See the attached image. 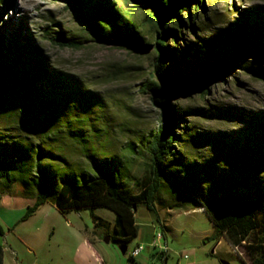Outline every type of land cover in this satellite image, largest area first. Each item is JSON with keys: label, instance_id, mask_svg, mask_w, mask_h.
Masks as SVG:
<instances>
[{"label": "trees", "instance_id": "16d2710c", "mask_svg": "<svg viewBox=\"0 0 264 264\" xmlns=\"http://www.w3.org/2000/svg\"><path fill=\"white\" fill-rule=\"evenodd\" d=\"M56 1L65 2L103 42L150 49L155 60L146 88L162 111V124L149 140V174L132 178V187L120 159L91 146L80 119L92 106L103 109L104 101L77 77L52 68L24 20L11 28L14 20L6 17L13 0H0V195L18 182L23 197L36 200L21 222L50 201L53 186L52 202L63 215L110 209L116 215L114 239L127 248L139 234V206L157 212L169 196L176 202L172 209L194 206L206 214L214 226L206 242L225 239L244 247L251 264H264V111L247 117L233 109L181 111L172 105L179 94L207 96L238 67L264 79V69L249 67L246 59H264V9H244L227 27L210 28L205 0H130L149 13L143 21L114 0ZM58 29L46 36L63 49H83L82 41ZM147 34L156 38L153 45ZM187 116L246 119L248 126L242 142L194 127L177 134ZM202 147L209 149L208 157L199 154ZM100 224L96 219V227Z\"/></svg>", "mask_w": 264, "mask_h": 264}, {"label": "rangeland", "instance_id": "374dc122", "mask_svg": "<svg viewBox=\"0 0 264 264\" xmlns=\"http://www.w3.org/2000/svg\"><path fill=\"white\" fill-rule=\"evenodd\" d=\"M114 1L137 20L143 21L149 16L147 10L130 0ZM205 4L210 28L227 27L244 9L254 6L264 9V0H205ZM7 18L14 20L11 28H17L20 20H24L50 66L77 77L104 101L103 109L92 106V111H85L80 119L85 120L82 124L92 141L91 146L101 154L117 156L130 176L127 183L134 187L132 178H144L149 174V140L162 124V111L155 107L146 88L152 81L155 55L148 48L130 50L116 43L103 42L85 29L87 27L65 2L13 0ZM58 28L69 37L82 41L83 49H63L46 36L48 32L55 36ZM147 36L153 45L156 38ZM246 59L249 67L264 69L263 58L248 56ZM172 105L181 111L189 108L215 112L220 108L233 109L250 117L264 111V79L249 69L238 67L225 82L211 86L207 96L179 94ZM186 119L187 124L181 125L177 134L194 127L199 132L226 133V138L242 142L248 126L246 119H204L199 116H187ZM208 150L202 147L199 154L208 157ZM69 157L72 161H86ZM190 173L194 175V170ZM54 188L52 186L49 193L50 201L29 221L21 222L27 211L26 203L15 205L11 210H1L0 224L5 236L0 234V244L7 249L9 257L16 258L17 264H130V255L138 246L145 247L141 255L135 257L139 264H223L225 261L251 264L244 247L236 253L225 239L218 244L206 242L205 239L214 232L206 214L194 206L172 209L176 202L169 196H164L166 207L158 208L157 212L143 204L139 206L135 214L139 234L127 245V254H123L122 244L114 239L116 215L110 209L101 206L93 211L83 209L63 215L52 202ZM23 189L22 183H14L7 195L29 204L31 201L23 197ZM96 219L101 222L97 227ZM160 230L166 237L163 243L168 245L166 263L153 248ZM85 240L93 245L94 256L87 249Z\"/></svg>", "mask_w": 264, "mask_h": 264}, {"label": "crops", "instance_id": "0c3cea01", "mask_svg": "<svg viewBox=\"0 0 264 264\" xmlns=\"http://www.w3.org/2000/svg\"><path fill=\"white\" fill-rule=\"evenodd\" d=\"M29 201H31V203H29L28 204V202H25L24 200H19L18 198H15V197H13V196H8L7 194H5V195H3V197H1L0 196V222H1V210H11L15 205H18V204H27L26 206H28L27 207V210L30 208V207H32V206H34L35 205V203H36V200H34V199H29V198H27ZM40 211V210H39ZM38 211V212H39ZM27 212V211H26ZM37 212V213H38ZM26 214V213H25ZM36 215H34L32 218H30L29 220H31V219H33L34 217H35ZM24 217V216H23ZM28 220V221H29ZM8 224V227L10 226V224L9 223H7ZM17 224H19V223H17ZM16 224V225H17ZM0 227H1V230H2V232L3 233H1V231H0V234L2 235V236H5V231H4V229H3V227L1 226V224H0ZM0 245H2V244H0ZM85 245H86V247H87V249L93 254V256L96 254V251H95V249H94V247H93V245L90 243V241H88V240H85ZM3 246V249H4V263L3 264H11V263H13V264H17V260H16V258H11V257H9V255H8V253H7V249L4 247V245H2ZM141 255V254H140ZM140 255H138L137 257H139ZM136 257V258H137Z\"/></svg>", "mask_w": 264, "mask_h": 264}, {"label": "built area", "instance_id": "2783aa9c", "mask_svg": "<svg viewBox=\"0 0 264 264\" xmlns=\"http://www.w3.org/2000/svg\"><path fill=\"white\" fill-rule=\"evenodd\" d=\"M165 234L162 230H160L158 233H157V236H156V239H155V242L153 243V248L154 250H157V252L159 251L158 255L161 256V254H169L168 253V245L163 243V241H165ZM163 243V244H162ZM145 247L144 246H138L137 248H135L131 255L132 257H134V255H140L142 251H144ZM236 249V251H238L239 253V247H236L234 248Z\"/></svg>", "mask_w": 264, "mask_h": 264}, {"label": "water", "instance_id": "95a60500", "mask_svg": "<svg viewBox=\"0 0 264 264\" xmlns=\"http://www.w3.org/2000/svg\"><path fill=\"white\" fill-rule=\"evenodd\" d=\"M135 210H137L136 207H135ZM121 250H122L123 254H126L127 253V248H122L121 247ZM212 253H215V249L212 251ZM223 264H231V263L225 261V262H223Z\"/></svg>", "mask_w": 264, "mask_h": 264}, {"label": "bare ground", "instance_id": "6f19581e", "mask_svg": "<svg viewBox=\"0 0 264 264\" xmlns=\"http://www.w3.org/2000/svg\"><path fill=\"white\" fill-rule=\"evenodd\" d=\"M136 256H138V255H134V257H136Z\"/></svg>", "mask_w": 264, "mask_h": 264}]
</instances>
